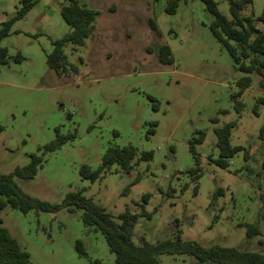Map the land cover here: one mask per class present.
<instances>
[{
  "label": "rangeland",
  "instance_id": "1",
  "mask_svg": "<svg viewBox=\"0 0 264 264\" xmlns=\"http://www.w3.org/2000/svg\"><path fill=\"white\" fill-rule=\"evenodd\" d=\"M13 1H3L8 8L4 15L0 10V23L12 14ZM35 1L0 42L7 49L0 63V173L13 174L29 164L30 155L42 154L31 178L12 176L32 198L55 206L68 193L80 192L114 218L129 208L141 214L132 230L136 245L141 238L155 243L179 235L204 248L217 245L264 255V144L259 137L264 105L255 109L264 89L260 77L237 69L214 38L209 28L214 18L204 4L180 0L175 12L167 14L161 0H148L145 19L155 21L161 37L147 27L144 33L137 27L117 35L116 30L125 29L119 27L111 45L103 37L104 46L91 47L90 37L82 46L65 44L66 60L78 71L58 77L47 66L46 55L51 41L69 27L57 1ZM215 1L228 15L227 2ZM263 6L264 0H252L239 14L256 18ZM255 26L264 31L262 23ZM163 43L170 47L172 64L160 63L156 51L147 50ZM244 76L250 84L240 91ZM230 121H236L231 145L242 150L221 168L211 161L218 157L214 129ZM56 129L72 138L43 154ZM198 132L204 136L194 145L199 170L193 174L188 172L196 167L189 143L199 138ZM128 146L137 158L143 153L151 158L129 172L114 164L93 182L79 174L82 165L97 169L109 147ZM145 194L150 195L146 202ZM81 216V210L65 208L22 213L9 204L0 214L2 226L28 253L29 264H114L103 235L84 226ZM248 225L259 234L247 238ZM158 260L196 262L185 254H164Z\"/></svg>",
  "mask_w": 264,
  "mask_h": 264
},
{
  "label": "trees",
  "instance_id": "2",
  "mask_svg": "<svg viewBox=\"0 0 264 264\" xmlns=\"http://www.w3.org/2000/svg\"><path fill=\"white\" fill-rule=\"evenodd\" d=\"M180 0H165L164 12L173 14ZM206 10L213 16V22L209 26L210 31L217 42L225 48L232 58L235 66L246 74H257L260 77V87L264 89V31L256 28L255 23L264 25V6L260 15L256 18L240 16L239 12L245 6L251 4L252 0H223L228 5V15L221 13L217 8L215 0H200ZM61 6L59 14L62 20L69 27V31L60 39L51 41L52 50L46 55V64L53 70L56 76H64L69 73H76L77 67L67 62L62 47L65 44L82 46L89 38L94 29L98 11L88 7L82 0H60ZM35 5V0H20L16 12L7 20L0 23V42L9 35L12 24L22 19ZM148 27L156 37H161L155 21L148 19ZM156 51L158 61L162 64H172L173 56L167 44H159L154 48L148 47V51ZM7 49L0 47V63H4ZM21 56L17 54L15 61L19 62ZM250 77L244 76L238 82L240 91L248 87ZM258 105H264V95L256 101L255 109ZM237 114L241 110V104L235 103ZM236 126V121L224 123L221 127L214 129L216 137L215 145L218 150V157L212 159L221 168H226L228 160L238 151L241 146H232L230 138L232 130ZM2 130L0 126V131ZM55 139L42 147L43 154L51 152L61 144L72 138V135H61L56 129ZM199 138L193 139L189 143V152L195 162V168L188 170L189 173H196L199 163V156L195 151V144L201 143L204 132H198ZM264 125L261 126L259 137L264 144ZM247 157V155H245ZM136 157L135 149L131 146L118 148L109 147L102 157L100 166L95 170H89L82 165L79 174L82 178L93 182L102 173L109 170L114 164L118 165L124 172L132 170L134 165L140 161H148L150 153H143ZM42 162L41 155H30L28 165L15 169L13 174L0 173V214L6 204L18 209L22 213L29 210L54 212L58 208L67 210L79 209L82 211V223L87 227H94L103 235L110 253L114 255V264H160L158 256L164 254H185L196 259L195 264H264V255L253 252L240 251L233 247L211 246L204 248L193 240H182L179 235L174 239L160 240L149 243L141 238V243L136 245L132 242V230L141 214L133 213L129 208L118 214L115 218L106 209L92 199L86 198L80 192L68 193L60 205H50L44 201L32 198L22 193L14 183L12 176L21 178H31L38 166ZM138 181L135 178L132 184ZM131 184V185H132ZM197 191L195 187L194 193ZM221 190H217L220 195ZM149 194L143 195L146 202ZM259 229L256 226L246 227V237L258 235ZM78 252L81 251L79 243L76 244ZM0 264H29V255L23 250L17 241L10 236L8 231L2 226L0 218Z\"/></svg>",
  "mask_w": 264,
  "mask_h": 264
},
{
  "label": "crops",
  "instance_id": "3",
  "mask_svg": "<svg viewBox=\"0 0 264 264\" xmlns=\"http://www.w3.org/2000/svg\"><path fill=\"white\" fill-rule=\"evenodd\" d=\"M4 0H1L0 4L3 3ZM58 3V10L60 9L61 3L60 0H54ZM86 3H88V6L90 8L95 9L98 11V16L95 21V29L90 36V40L93 43L91 47L95 46V44L103 45L104 42L100 41V39L103 37L104 41H108L106 45H111L113 41H115V38H112L116 32L117 35H125L129 30H136V28H144L146 29L148 27V22L144 27V23L148 21V18L146 17V12L144 14V11H146V8L148 9L150 6V3L148 0H85ZM20 0H14L12 5V14L9 15L8 18H10L18 9ZM36 2V1H35ZM158 0H154V3H157ZM153 2H151L152 4ZM163 9L165 6V0H161ZM34 7V6H33ZM32 7V9H33ZM8 8V6H2L0 7V10L4 13H0L1 15L5 14V10ZM30 9V11L32 10ZM29 11V12H30ZM145 15V16H144ZM6 19V20H7ZM5 21V20H4ZM3 22V21H2ZM124 27L123 30H116L114 32L115 28ZM150 30V29H149ZM153 34V32L151 31ZM116 35V36H117ZM111 37V38H110ZM153 38L155 36H152ZM110 38V39H109ZM95 39V41H94ZM152 44V42H151ZM154 44V43H153ZM158 45V44H157Z\"/></svg>",
  "mask_w": 264,
  "mask_h": 264
}]
</instances>
